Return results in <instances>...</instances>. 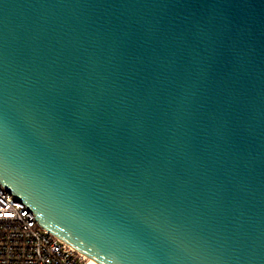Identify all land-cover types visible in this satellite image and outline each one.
Masks as SVG:
<instances>
[{"label":"water","instance_id":"obj_1","mask_svg":"<svg viewBox=\"0 0 264 264\" xmlns=\"http://www.w3.org/2000/svg\"><path fill=\"white\" fill-rule=\"evenodd\" d=\"M0 183L102 264H264V0H0Z\"/></svg>","mask_w":264,"mask_h":264},{"label":"built area","instance_id":"obj_2","mask_svg":"<svg viewBox=\"0 0 264 264\" xmlns=\"http://www.w3.org/2000/svg\"><path fill=\"white\" fill-rule=\"evenodd\" d=\"M38 223L35 212L0 183V264H92Z\"/></svg>","mask_w":264,"mask_h":264},{"label":"bare ground","instance_id":"obj_3","mask_svg":"<svg viewBox=\"0 0 264 264\" xmlns=\"http://www.w3.org/2000/svg\"><path fill=\"white\" fill-rule=\"evenodd\" d=\"M90 260H91V263L92 264H102V263L98 262L97 260H95L93 258H91Z\"/></svg>","mask_w":264,"mask_h":264}]
</instances>
